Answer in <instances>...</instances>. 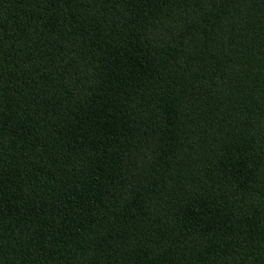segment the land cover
<instances>
[{
  "label": "trees",
  "instance_id": "16d2710c",
  "mask_svg": "<svg viewBox=\"0 0 264 264\" xmlns=\"http://www.w3.org/2000/svg\"><path fill=\"white\" fill-rule=\"evenodd\" d=\"M0 264H264V0H0Z\"/></svg>",
  "mask_w": 264,
  "mask_h": 264
}]
</instances>
